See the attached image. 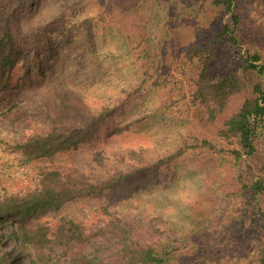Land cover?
<instances>
[{"label": "trees", "instance_id": "16d2710c", "mask_svg": "<svg viewBox=\"0 0 264 264\" xmlns=\"http://www.w3.org/2000/svg\"><path fill=\"white\" fill-rule=\"evenodd\" d=\"M244 1L208 0L219 25L185 58L190 102L205 107L208 121L231 105L218 136L232 146L236 165L256 159L254 180L238 175L244 206L235 227L255 247L256 264H264V57L244 45ZM36 5L0 0V264H184L189 234L175 225L176 210L159 198L158 179L190 151L213 144L193 139L163 152L112 147L111 138L129 130L121 123L125 107L147 90L139 83L95 107L72 90L35 85L51 71L56 45L70 38L65 14L21 33L22 15ZM151 14L150 23L144 18L150 37H144L159 41L164 10ZM188 15L199 18L197 4ZM83 24L90 30L89 19ZM33 33L35 40L42 36L41 45L30 43ZM218 47L229 65L212 76ZM8 217L19 223L12 231Z\"/></svg>", "mask_w": 264, "mask_h": 264}, {"label": "rangeland", "instance_id": "374dc122", "mask_svg": "<svg viewBox=\"0 0 264 264\" xmlns=\"http://www.w3.org/2000/svg\"><path fill=\"white\" fill-rule=\"evenodd\" d=\"M207 1L37 0L19 24L21 33L28 34L65 14V28L70 32L67 42L56 45L51 71L44 78L37 77L35 85L72 90L100 107L110 104L123 91L143 84L145 95L127 105L121 118L129 130L112 137V147L163 152L193 139L213 144L214 149L190 151L169 173L161 174L158 182L164 194L159 198L176 210L175 225L189 234L184 264H256L255 247L247 241L245 230L235 227L244 206L238 175L248 182L254 180L259 174L256 159L236 165L229 150L232 146L218 136L233 111L231 105L214 121H208L205 107L190 102L191 73L185 55L193 46H201L220 22V14ZM193 4H197L198 19L188 15ZM155 8L163 9L165 17L159 25V41H147L144 35L149 31L148 17ZM202 8L206 11L201 12ZM239 10L244 45L264 57V5L246 0ZM84 19L91 21L90 30L84 26ZM35 35L29 34L30 43L34 40V44L41 45L42 36L35 40ZM214 54L209 66L212 76L229 65L222 47L214 49ZM16 75L15 71L14 80ZM246 79L254 82L252 74ZM5 222L9 231L19 224L14 217Z\"/></svg>", "mask_w": 264, "mask_h": 264}]
</instances>
